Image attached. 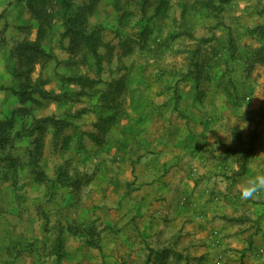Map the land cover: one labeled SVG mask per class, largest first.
<instances>
[{
  "label": "rangeland",
  "instance_id": "rangeland-1",
  "mask_svg": "<svg viewBox=\"0 0 264 264\" xmlns=\"http://www.w3.org/2000/svg\"><path fill=\"white\" fill-rule=\"evenodd\" d=\"M68 3L65 13L56 0H0V136L10 139L0 144V264H110L107 212L120 216L144 189L166 202L169 184L175 209L196 205L188 191L201 195L196 208L226 207L217 217L240 239L224 249L232 264H264V191L240 198L264 174V0ZM69 15L77 37L64 36ZM37 87L60 98L19 94ZM148 159L158 165L143 175ZM182 161L188 180H164ZM177 237L164 261L147 244L143 264L225 262L193 255L198 244L180 250Z\"/></svg>",
  "mask_w": 264,
  "mask_h": 264
},
{
  "label": "crops",
  "instance_id": "crops-1",
  "mask_svg": "<svg viewBox=\"0 0 264 264\" xmlns=\"http://www.w3.org/2000/svg\"><path fill=\"white\" fill-rule=\"evenodd\" d=\"M157 152H159V150ZM153 156L152 160L154 159L155 162L157 160L158 164L160 160L164 163L170 162V156L163 158L159 157L160 154ZM148 161L152 162L149 159ZM255 162H257V159L254 158L249 164L250 169ZM171 164L172 163L166 166L169 169V172L166 177H164V180L170 181L178 179V181H181L182 183L186 182L189 178L187 175L189 166L187 161H182L181 168H171ZM157 165L155 166L154 162H152V165H149L148 162L146 163V161H144L140 165V169L143 171L142 174L145 175V173H148L149 175L153 173L150 167L155 169V167L157 168ZM207 165L208 166L200 172L207 175L204 179L209 182L215 178L214 171L216 170V163L209 162ZM220 166L221 168L218 172H221L222 169L224 170L226 164H221ZM248 171L251 172L249 169ZM244 175H248V172H245ZM220 179L223 178L220 177ZM161 186L162 188L164 187L163 185ZM170 186L171 185L169 184V192L167 193L168 197L166 202H158V197L162 194V191L144 189L135 192L132 201L127 202V204L131 205H127L120 213V216L116 215L117 212L115 210L107 212L108 217L105 219L107 228L100 245L108 253V262L110 264H119L118 261H121V264H143L144 259H146V245L149 243H151L149 246H155L157 251V253L154 254L156 257L153 261H164L166 256L169 254L171 255L172 249L176 250L175 246H177L176 242L178 240L177 234H179L180 250L198 244V246L190 249V252L193 255L206 256V254L209 255L212 252L217 255L222 253L223 255L225 254V262H222L221 264H232L229 259V256L232 257V255L229 252H225L224 249L237 246L240 239L238 240L236 236L231 235L234 233L233 230L231 231L233 226L231 227L228 223H224L223 219L220 221L219 217H217V215L222 214L221 212L225 210L226 207L220 205L215 209V205L212 206L213 204H206L205 209L201 208L207 210L205 214L206 221L202 222L200 219L201 215L199 214L202 213L203 210L196 208V205L200 203L199 196L201 195L198 194L199 192L193 194L188 191L191 201L196 205H193L190 201L185 203L179 202V206L175 209L178 201L173 200L175 194ZM172 201H174L173 205ZM130 214L136 215L135 224L137 227L135 228L133 223L130 222ZM217 226L220 227V229L212 231L217 233L216 236L219 235V238L210 232L212 228H218ZM180 231L182 232L179 233ZM188 231H191L194 234H187ZM14 233H16L15 230ZM216 243L220 244L218 245ZM162 248H168V251L164 254L162 252L164 249ZM213 253L212 255L215 256Z\"/></svg>",
  "mask_w": 264,
  "mask_h": 264
},
{
  "label": "trees",
  "instance_id": "trees-1",
  "mask_svg": "<svg viewBox=\"0 0 264 264\" xmlns=\"http://www.w3.org/2000/svg\"><path fill=\"white\" fill-rule=\"evenodd\" d=\"M58 3H60V5H61V7L63 8V10H64V12L65 13H67V11H68V9H69V3H68V0H56ZM226 1V0H225ZM77 20H79V17H71V15H69V16H67V17H65V21H64V23H65V27H66V30H65V32H64V36H72V37H77V36H79V35H81L82 34V32H81V30H78V29H73L72 28V26H71V21L73 22V21H77ZM84 38H86L87 39V37H86V35H85V37ZM88 41V40H87ZM263 50H264V47H262L261 49H258L257 50V52L259 53V52H263ZM263 61H264V59H263ZM40 93L41 94V96L42 97H44V98H46V99H49V100H58L60 97H59V95H54V93H51L50 91H46V90H44V89H41L40 87H37V88H35V90L34 91H31V93H30V97L29 96H26V93H25V91L24 92H22V93H19V94H21V96H24V99H31V98H33L32 97V95L33 94H35V93ZM262 111H263V116H264V105H263V107H262ZM47 120H51L50 118H45V119H43V120H40L39 121V124L41 123V122H46ZM39 124H38V126H39ZM40 128H41V126H40ZM9 144L10 143V139H9V137H6V136H0V144ZM1 146V145H0ZM10 160H12V161H10V164L11 165H13V161L15 160L14 158H12V157H10ZM17 161V160H16ZM37 167V166H36ZM33 170L35 171V172H37V179L38 180H43L44 179V177H41V173H40V171L37 169V168H33ZM245 171H246V166H242L241 167V170H240V172L238 173V175H242L243 173H245ZM58 243H59V246H61V239H59V241H58Z\"/></svg>",
  "mask_w": 264,
  "mask_h": 264
},
{
  "label": "clouds",
  "instance_id": "clouds-1",
  "mask_svg": "<svg viewBox=\"0 0 264 264\" xmlns=\"http://www.w3.org/2000/svg\"><path fill=\"white\" fill-rule=\"evenodd\" d=\"M262 191H264V174H257L241 185L240 198L242 200L253 199Z\"/></svg>",
  "mask_w": 264,
  "mask_h": 264
}]
</instances>
